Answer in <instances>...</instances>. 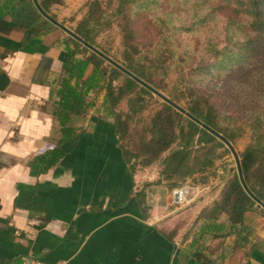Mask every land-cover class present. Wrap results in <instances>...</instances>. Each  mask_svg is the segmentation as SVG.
I'll return each mask as SVG.
<instances>
[{
	"label": "crops",
	"instance_id": "obj_1",
	"mask_svg": "<svg viewBox=\"0 0 264 264\" xmlns=\"http://www.w3.org/2000/svg\"><path fill=\"white\" fill-rule=\"evenodd\" d=\"M75 41L34 0H0V264H264L261 207L246 213L242 235L222 236L200 219L220 195L207 194L203 176L189 179L203 197L177 208L160 162L133 172L105 82L85 96L82 114H71L63 142L60 91L66 81L76 86L69 63L91 57ZM60 146L66 156L34 175V160ZM216 225L231 232L226 215Z\"/></svg>",
	"mask_w": 264,
	"mask_h": 264
},
{
	"label": "trees",
	"instance_id": "obj_2",
	"mask_svg": "<svg viewBox=\"0 0 264 264\" xmlns=\"http://www.w3.org/2000/svg\"><path fill=\"white\" fill-rule=\"evenodd\" d=\"M63 3L65 0H40L47 14ZM88 6L74 29L80 38L101 50L97 38L116 22L122 45V62H116L160 93L166 87L164 79L175 72L178 81L168 98L232 145L250 132L251 143L240 154L242 173L250 191L264 203V0H93ZM141 14L157 32L149 39L137 27ZM210 31L217 33L212 36L207 33ZM201 32L207 33L202 49L190 42L183 45V37L205 34ZM83 48L91 57L72 58L68 67L76 86L66 81L60 91L63 142L73 133L67 127L71 114H82L85 96L105 82L120 149L126 162L134 160L133 172L137 164L147 167L160 162L162 179L176 188L214 168L221 156L219 151L226 146L222 140L167 102L148 127L133 128V119L146 109L144 96L154 93L114 66L106 73L102 67L107 61L88 47ZM254 61L261 65L255 70L250 67ZM90 64L95 70L85 81ZM121 77V85L116 86ZM231 79L233 91L228 93V105L224 107L218 101L222 89H230ZM234 87L237 97L244 91L248 98L243 96L236 102ZM124 99L128 101V112H116ZM244 99L252 101L251 105L243 104ZM183 100L184 107L180 105ZM65 156L62 146L48 151L34 160L32 172L46 173ZM257 207L259 204L246 191L237 172L220 200L205 209L200 219L222 236L232 232L240 236L237 227L246 213ZM223 215L228 218L231 232L222 233L226 226L216 225Z\"/></svg>",
	"mask_w": 264,
	"mask_h": 264
},
{
	"label": "rangeland",
	"instance_id": "obj_3",
	"mask_svg": "<svg viewBox=\"0 0 264 264\" xmlns=\"http://www.w3.org/2000/svg\"><path fill=\"white\" fill-rule=\"evenodd\" d=\"M91 1H93V0H67V1L65 0V3H63V5L53 6L51 8V10L56 11V14H54L56 18L61 19L67 26L75 29L77 27L78 23L82 20V18L88 12V8H89L88 4ZM101 1L107 2L108 0H101ZM223 15H225V14H223ZM138 16H140V15H138ZM148 22H149V20L147 21V16L145 17L144 15H142L141 19H139V21H137V27L139 28V30L141 31L142 34L146 35L145 36L146 39H149L150 37H152L154 35V33L155 34L157 33L156 30L155 29L153 30V27H151L150 24H148ZM222 29H223V25L219 27L218 32L222 33ZM201 33H205V34H200V35H198V37H195L193 35H191L189 37L188 36L183 37V39H184L183 45H184V42H190L192 45H195V46L197 45V46H199L198 48L202 49L201 43L204 42V40L206 38V34L211 33L213 36L217 32L215 33L214 31L213 32L210 31L207 33L206 32H201ZM156 39H158V38L156 37ZM223 39H224V37H222L219 40H223ZM97 44L102 51H106L108 53L110 58H112L115 61L122 62L121 33H120V29H119L116 22L113 24L111 29L105 31L104 33H102L97 38ZM258 64L259 63L256 61L252 62L250 64L251 69H253V70L258 69L261 66V65L259 66ZM263 64H264V62H263ZM104 65L106 67H108V69H111L113 66L108 62H106ZM122 81H123V78L121 77L118 81L115 82V85L116 86L121 85ZM177 81H178L177 74L175 72H171L169 74V76L164 79V83H165L166 87L163 89V91H161V93L163 95H165L166 97H169L171 95V93L173 92L174 86L177 83ZM232 81H234V80L231 79L228 83V85H230L229 90L222 89V91H221V97L219 98L218 102L220 105H222L224 107L228 105V102L225 101L226 97H227V100H229L228 96H227L228 93L230 91H233ZM225 88H227V87H225ZM235 88H236V90L234 91L233 96L236 95V102H238L239 100H241L240 97L245 96V94L243 91L237 97V94H235L237 92V87H234V89ZM245 97H247V96H245ZM144 99H145L146 105H147L146 109L142 113L137 115L135 119H133L132 124H131L133 128L136 127L137 129H141L143 127H148L150 125V122H151V119L153 118V116L159 110L162 109L164 103L166 102L161 97H159L155 94H153V96L145 95ZM241 102L243 104L251 105L252 101L244 99ZM180 105H182L184 107V105H185L184 100L180 102ZM117 109L121 113H127L128 109H129L127 99H124L119 104ZM250 143H251V134H250V132H247L243 138L239 139L233 145L235 150L239 154V157H240V154L244 152L245 148ZM220 152H221V156L216 161L214 168L211 169L203 177L200 178L201 179L200 181L203 184L209 185L208 189H206V192L209 196L216 190L220 191V195H219L218 200H220V198L222 196V192H223L225 186L227 185L228 181L230 179H232L233 176L235 174H237V172H238L234 154L229 149V147H227V145H226L225 148H223L219 151V153ZM167 155H168V153L165 154V156H167ZM157 167L159 168L160 171L162 170L161 164L158 165ZM168 184H169V182H168ZM185 184L195 188L194 193L192 195L191 202L188 205L193 204L195 201H198L201 197H203V194H202L203 186H201L197 182L190 181V180L187 181ZM183 185L184 184H182L181 186H183ZM200 187H202V188H200ZM172 204H173V206H175L177 208H182L180 206L175 205L174 203H172ZM188 205H185L183 207H186ZM179 211H181V210H179Z\"/></svg>",
	"mask_w": 264,
	"mask_h": 264
},
{
	"label": "water",
	"instance_id": "obj_4",
	"mask_svg": "<svg viewBox=\"0 0 264 264\" xmlns=\"http://www.w3.org/2000/svg\"><path fill=\"white\" fill-rule=\"evenodd\" d=\"M36 7L39 9V11L51 22H53L55 25H57L58 27H60L61 29H63L65 32H67L71 37H73L74 39H76L78 42H80L81 44H83L84 46L88 47L91 51H93L94 53L98 54L99 56H101L103 59H105L108 63H110L111 65H113L114 67H116L117 69L121 70L122 72L126 73L127 75H129L131 78L137 80L139 83H141L143 86L147 87L149 90H151L155 95L161 97L164 101H166L168 104L172 105L175 109H177L178 111H180L181 113L187 115L189 118H191L194 121H197L202 127H204L205 129L209 130L211 133H213L214 135H216L220 140H222L225 145H227V147H229V149L232 151V153L234 154L235 160H236V164H237V170L240 176V180L243 184V186L245 187L246 191L251 195V197H253V199L255 201H257V203L259 204L260 207H262L264 209V203L262 201H260L248 188L245 180H244V176L242 173V166H241V161H240V157L239 154L237 153V151L235 150L234 146L232 145L231 142H229L228 140H226L223 136H221L220 134L216 133L214 130L208 128L207 126H205L202 122L198 121L195 117H193L192 115H190L186 110H184L181 106H179L178 104L174 103L173 101H171L168 97H166L165 95H163L162 93L158 92L157 90L153 89L152 87H150L148 84H146L145 82H143L142 80H140L139 78H137L134 74L130 73L127 69H125L121 64H119L118 62H116L115 60H113L112 58H110L109 56H107L106 54H104L103 52H101L100 50H98L96 47L88 44L85 40H83L82 38H80L75 32H73L72 30L68 29L67 27H65L64 25H62L60 22H58L57 20H55L53 17H51L49 14H47L43 8L41 7L39 0H34Z\"/></svg>",
	"mask_w": 264,
	"mask_h": 264
},
{
	"label": "built area",
	"instance_id": "obj_5",
	"mask_svg": "<svg viewBox=\"0 0 264 264\" xmlns=\"http://www.w3.org/2000/svg\"><path fill=\"white\" fill-rule=\"evenodd\" d=\"M195 188L184 184L173 190V203L177 206L183 207L191 202L192 195ZM30 264H46L42 261H33Z\"/></svg>",
	"mask_w": 264,
	"mask_h": 264
}]
</instances>
